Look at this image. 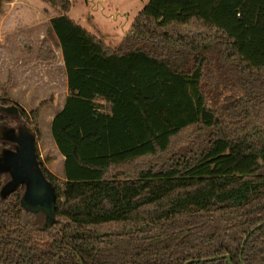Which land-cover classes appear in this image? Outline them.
Masks as SVG:
<instances>
[{"label":"trees","instance_id":"trees-1","mask_svg":"<svg viewBox=\"0 0 264 264\" xmlns=\"http://www.w3.org/2000/svg\"><path fill=\"white\" fill-rule=\"evenodd\" d=\"M42 1L68 89L51 121L63 179L35 131L55 200L2 194L0 173V264H264V0H148L115 48L70 0ZM44 103L3 91L0 128L36 130ZM190 125L200 135L178 146Z\"/></svg>","mask_w":264,"mask_h":264},{"label":"crops","instance_id":"crops-1","mask_svg":"<svg viewBox=\"0 0 264 264\" xmlns=\"http://www.w3.org/2000/svg\"><path fill=\"white\" fill-rule=\"evenodd\" d=\"M49 18L39 8L18 6L17 0L4 1L0 10V93L5 91L7 97L8 95H13L14 97L20 91L28 94L30 91L36 92L38 88H46L51 97L39 102V104L45 102L40 110L45 106H55L57 104L56 111L48 118L52 121L54 115L63 108L68 96V89L61 49L58 42L54 39L56 37L50 28ZM37 22L46 23V25L34 28L38 32L37 35L32 33L28 36L17 35V31ZM77 22L79 23L78 20ZM84 28L91 32L89 28ZM48 35L49 37L51 36V41L48 39ZM102 41L104 42V40ZM44 43L48 44V52L45 57L40 53L44 49ZM104 43L106 44V42ZM117 45L107 46L115 48ZM51 54L54 55V60H50ZM55 71L61 72L63 77V87L60 90L55 86ZM10 99L17 102L15 98ZM95 102L105 103L100 98H97ZM56 151L60 162H64V156L58 149ZM49 164L50 162H45V166L53 173Z\"/></svg>","mask_w":264,"mask_h":264},{"label":"rangeland","instance_id":"rangeland-1","mask_svg":"<svg viewBox=\"0 0 264 264\" xmlns=\"http://www.w3.org/2000/svg\"><path fill=\"white\" fill-rule=\"evenodd\" d=\"M4 1L5 0L1 1V7ZM147 1L148 0H70L71 8L68 11V16L75 21L78 20L82 26L89 28L92 33L104 40L107 45L115 46L120 42L122 36L129 29L133 19ZM17 3L18 6L34 9L39 8L42 13L49 17L57 13L55 8L44 3L42 0H17ZM40 25H46V23L41 24L37 22L17 31V35L28 36L31 35L30 33L37 35L38 32H36L34 28ZM50 37L48 35V39L51 41ZM54 39L57 42L56 38ZM56 45H54V47H56ZM55 86L59 90L63 87V77L61 72L59 73L58 71H55ZM8 97L15 98L19 106L29 111L36 108L40 101L47 100L51 96L46 88H38L36 92L30 91V93L26 94L20 91V93L14 95V97L13 95H8ZM14 108L15 107H9L4 110L11 112L15 111ZM56 108L57 104L55 106L49 105L43 107L39 112L37 124L33 123L34 128H36V130H33L40 136V140L37 142V150L40 158L46 163L50 162L49 166L51 170L55 173L60 182H62L63 162H60V158L57 156V147L51 134V121L48 119L50 118L49 116H52L53 112L56 111ZM27 122L31 123V120H27ZM20 124L26 125V123L20 122L13 127L17 128ZM200 133L201 131L198 125L188 126L180 135L181 140L178 146H181L182 143L187 144L192 142ZM3 150L4 149L0 151V157L3 154Z\"/></svg>","mask_w":264,"mask_h":264},{"label":"water","instance_id":"water-1","mask_svg":"<svg viewBox=\"0 0 264 264\" xmlns=\"http://www.w3.org/2000/svg\"><path fill=\"white\" fill-rule=\"evenodd\" d=\"M0 137L15 144L14 149L4 148L0 157V173L9 174V180L1 193L5 194L23 183L25 190L22 197L26 203L33 207L50 208L55 200V194L52 184L46 180L38 162L34 147L35 131L25 124H20L17 128L2 126ZM219 257H210L209 260ZM223 257L232 264L228 254Z\"/></svg>","mask_w":264,"mask_h":264},{"label":"flooded vegetation","instance_id":"flooded-vegetation-1","mask_svg":"<svg viewBox=\"0 0 264 264\" xmlns=\"http://www.w3.org/2000/svg\"><path fill=\"white\" fill-rule=\"evenodd\" d=\"M15 147V144L12 142V148H9V149H14Z\"/></svg>","mask_w":264,"mask_h":264}]
</instances>
